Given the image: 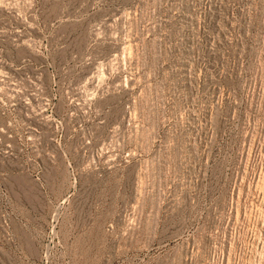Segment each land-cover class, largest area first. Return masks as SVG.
Listing matches in <instances>:
<instances>
[{"label":"rangeland","instance_id":"374dc122","mask_svg":"<svg viewBox=\"0 0 264 264\" xmlns=\"http://www.w3.org/2000/svg\"><path fill=\"white\" fill-rule=\"evenodd\" d=\"M0 264H264V0H0Z\"/></svg>","mask_w":264,"mask_h":264}]
</instances>
